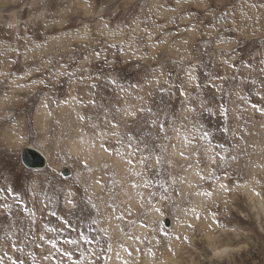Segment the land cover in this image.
<instances>
[{
    "label": "rangeland",
    "instance_id": "rangeland-1",
    "mask_svg": "<svg viewBox=\"0 0 264 264\" xmlns=\"http://www.w3.org/2000/svg\"><path fill=\"white\" fill-rule=\"evenodd\" d=\"M257 109L264 0H0V264H264Z\"/></svg>",
    "mask_w": 264,
    "mask_h": 264
},
{
    "label": "water",
    "instance_id": "water-1",
    "mask_svg": "<svg viewBox=\"0 0 264 264\" xmlns=\"http://www.w3.org/2000/svg\"><path fill=\"white\" fill-rule=\"evenodd\" d=\"M31 158L33 159V161H35L36 158L38 161L37 164L31 165ZM22 162L28 168L38 169L46 166V157L38 149L28 146L22 150ZM64 171H68L69 173V170L67 169H65ZM168 226H170V221L165 222V227L168 228Z\"/></svg>",
    "mask_w": 264,
    "mask_h": 264
},
{
    "label": "snow or ice",
    "instance_id": "snow-or-ice-1",
    "mask_svg": "<svg viewBox=\"0 0 264 264\" xmlns=\"http://www.w3.org/2000/svg\"><path fill=\"white\" fill-rule=\"evenodd\" d=\"M110 82L113 83V84L116 83L115 80H112V81H110ZM93 87H95V85H93ZM161 91H163V89H161ZM181 94H183V93H181ZM92 103H95V101H93ZM257 110H258V111H261L262 113H264V109H257ZM139 111H140V112H144L145 109H144V108H141V109H139ZM147 112H148V113H151V112H152V109H151V108H148V109H147ZM127 114H128V113H126V115H127ZM132 115H135V113H132ZM113 126L115 127V125H113ZM159 129H160V131H163V130H164V125L161 124V125L159 126ZM131 139H132V136H131V134H129V140H131ZM128 147H129V148L132 147L131 143H129ZM105 150L107 151V149H105ZM137 150H139V149H137ZM145 159H147V157H145ZM129 163H131V161H129ZM157 163H159V161H157ZM133 187H135V185H133ZM69 196H71V193H69ZM67 202H68V204H72V203H73V201H72L71 199H69ZM41 239H43V237H41ZM81 239L84 240L85 242L90 243V241H88V238L85 237V236H82ZM67 243L75 244L76 241L69 240V241H67ZM67 254H68V253H66V255H67ZM20 264H23V262L21 261Z\"/></svg>",
    "mask_w": 264,
    "mask_h": 264
},
{
    "label": "bare ground",
    "instance_id": "bare-ground-1",
    "mask_svg": "<svg viewBox=\"0 0 264 264\" xmlns=\"http://www.w3.org/2000/svg\"><path fill=\"white\" fill-rule=\"evenodd\" d=\"M7 139H8V138H7ZM71 145H72V151H71L72 154H73V153H77V151H78V146H75V143H72ZM92 150H94V149H89V151L86 150V151L89 152V153L83 151V155H84L83 159H86V161H89V159H91V158L93 157V158H94V162L100 160V157H101V156H99L98 153H93L94 156H93V154H90V153H91L90 151H92ZM92 152H93V151H92ZM106 155H107V154H106ZM106 155H105V156H106ZM107 157H108V156H107ZM90 161H91V160H90ZM96 163H97V162H96ZM104 164H105V163H104ZM104 164H103V165H104ZM90 165H91V164H90ZM112 165H113V164H112ZM124 165H125V164H124ZM124 165H123V166H124ZM126 166H127V165H126ZM118 168H119V167H118ZM125 168H126V167H125ZM116 169H117V168H116ZM122 169H123V168H122ZM125 176H126V175H125ZM94 186H97V185H94ZM97 188H98V186H97ZM92 190H96V191H97L98 189H95V188L93 189V187H92ZM216 252H217V251H216ZM224 252H225V251H224ZM213 254H214V253H213Z\"/></svg>",
    "mask_w": 264,
    "mask_h": 264
},
{
    "label": "flooded vegetation",
    "instance_id": "flooded-vegetation-1",
    "mask_svg": "<svg viewBox=\"0 0 264 264\" xmlns=\"http://www.w3.org/2000/svg\"><path fill=\"white\" fill-rule=\"evenodd\" d=\"M31 164H34V161H31Z\"/></svg>",
    "mask_w": 264,
    "mask_h": 264
}]
</instances>
